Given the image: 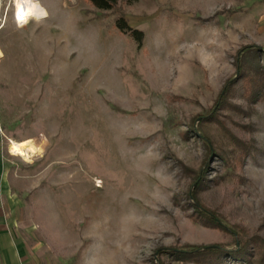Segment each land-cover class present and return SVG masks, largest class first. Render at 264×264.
<instances>
[{"label": "rangeland", "instance_id": "374dc122", "mask_svg": "<svg viewBox=\"0 0 264 264\" xmlns=\"http://www.w3.org/2000/svg\"><path fill=\"white\" fill-rule=\"evenodd\" d=\"M42 2L21 1L37 10L23 25L13 0L0 13V133L27 264H264V0ZM196 246L224 253L175 251Z\"/></svg>", "mask_w": 264, "mask_h": 264}, {"label": "crops", "instance_id": "0c3cea01", "mask_svg": "<svg viewBox=\"0 0 264 264\" xmlns=\"http://www.w3.org/2000/svg\"><path fill=\"white\" fill-rule=\"evenodd\" d=\"M39 1L43 3L42 0ZM43 5L46 6L44 3ZM8 190V163L0 133V264H27L24 246L14 231L8 205Z\"/></svg>", "mask_w": 264, "mask_h": 264}, {"label": "trees", "instance_id": "16d2710c", "mask_svg": "<svg viewBox=\"0 0 264 264\" xmlns=\"http://www.w3.org/2000/svg\"><path fill=\"white\" fill-rule=\"evenodd\" d=\"M90 2L96 6L99 9H105V10H111L114 9L115 6L118 3V0H90ZM117 27L125 32V33H130L135 40L138 43H142L143 39H144V32L141 30H134L132 29L126 19L124 17H121L117 20L116 22ZM194 199L196 200V197L194 196ZM198 207L200 208V211L206 215V217H208L211 221L216 220V225L224 227L226 229H228V231L230 228L227 227L223 221H221L219 218L215 217L214 213L209 211L208 209H206L205 207H201L198 205ZM214 219V220H213ZM222 248H214V247H203V246H196L191 250H175L179 255H183L186 258L192 257V258H196V257H212L215 261H219V257L221 252L224 253V251H221ZM229 252V251H228ZM233 256L235 257H239V258H243V250H241L240 246H237V249H235L233 252H230ZM227 254V253H226ZM198 259V258H196ZM247 259V258H246ZM246 261H250V259L246 260ZM264 261V260H263ZM252 264V263H249ZM263 264V262H262Z\"/></svg>", "mask_w": 264, "mask_h": 264}, {"label": "bare ground", "instance_id": "6f19581e", "mask_svg": "<svg viewBox=\"0 0 264 264\" xmlns=\"http://www.w3.org/2000/svg\"><path fill=\"white\" fill-rule=\"evenodd\" d=\"M22 0H13L14 5L16 6V19L19 25H23L27 19L34 15L37 10L34 8L28 12H22L20 10V3ZM2 0H0V13L2 11ZM2 25V24H1ZM0 25V26H1ZM3 56L2 51L0 50V58ZM9 149L13 154L21 155L25 158H30L36 152V150L27 142V141H14L12 140L9 145Z\"/></svg>", "mask_w": 264, "mask_h": 264}]
</instances>
